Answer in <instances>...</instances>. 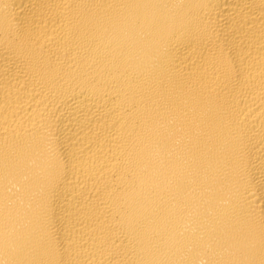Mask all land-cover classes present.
Returning <instances> with one entry per match:
<instances>
[{
	"label": "bare ground",
	"instance_id": "bare-ground-1",
	"mask_svg": "<svg viewBox=\"0 0 264 264\" xmlns=\"http://www.w3.org/2000/svg\"><path fill=\"white\" fill-rule=\"evenodd\" d=\"M0 264H264V0H0Z\"/></svg>",
	"mask_w": 264,
	"mask_h": 264
}]
</instances>
